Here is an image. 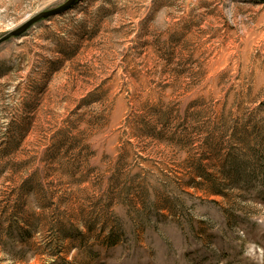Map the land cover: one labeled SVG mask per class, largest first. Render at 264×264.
Segmentation results:
<instances>
[{
  "label": "rangeland",
  "instance_id": "rangeland-1",
  "mask_svg": "<svg viewBox=\"0 0 264 264\" xmlns=\"http://www.w3.org/2000/svg\"><path fill=\"white\" fill-rule=\"evenodd\" d=\"M66 0H0V36ZM0 264H264V1L78 0L0 43Z\"/></svg>",
  "mask_w": 264,
  "mask_h": 264
},
{
  "label": "water",
  "instance_id": "water-1",
  "mask_svg": "<svg viewBox=\"0 0 264 264\" xmlns=\"http://www.w3.org/2000/svg\"><path fill=\"white\" fill-rule=\"evenodd\" d=\"M78 0H66L62 4L48 9V10H43L41 12H38L37 14L33 15L32 17L28 18L26 21H24L22 24H20L18 27L15 29H12L2 36H0V43L3 41L7 40L10 37H19L23 35V33L34 23L38 22L41 19H46L48 17H51L55 14L61 13L62 11L66 10L67 8L71 7L75 2ZM254 1H264V0H254Z\"/></svg>",
  "mask_w": 264,
  "mask_h": 264
}]
</instances>
